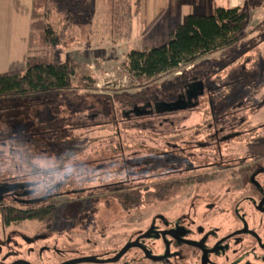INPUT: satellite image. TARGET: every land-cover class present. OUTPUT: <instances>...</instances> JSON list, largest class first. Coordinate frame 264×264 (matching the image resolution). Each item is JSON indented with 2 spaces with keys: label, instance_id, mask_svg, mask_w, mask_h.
Returning a JSON list of instances; mask_svg holds the SVG:
<instances>
[{
  "label": "rangeland",
  "instance_id": "374dc122",
  "mask_svg": "<svg viewBox=\"0 0 264 264\" xmlns=\"http://www.w3.org/2000/svg\"><path fill=\"white\" fill-rule=\"evenodd\" d=\"M43 3L44 0H35L33 41L36 45L34 48L43 51L47 61L48 56L52 55L49 50L52 52L54 48L40 42L44 21L41 10L35 8ZM94 4L93 9L91 6L85 13L73 16V24L77 28L78 24L86 20L91 22L96 36L93 44L96 50L93 53H88L83 60H78L76 55L72 56L75 87L45 98L32 96L14 111H5L0 105L1 182H18L20 179L22 182H31L24 181L32 180L28 177H33L32 168L26 163L29 158L42 172L34 175L38 177V186L33 197L41 198L46 195L47 189L62 179L64 182L78 183L72 185L77 190L99 186L105 175L121 160L117 147L121 138L125 143L140 145H126L122 151L127 156L135 154L132 152L136 150L143 151L146 146V150L138 154V158L140 161L153 162L154 166L139 170L138 174L169 178L183 162L191 160L192 157L188 155L191 153L189 147L205 138H196L197 133L193 130L201 131L207 127L204 122H209V117L204 114L211 111L207 106L208 100L217 102L212 106L215 113L230 114L225 118L224 125H217L218 129L226 130L224 133L227 135L233 129L247 130L252 141H246L245 151L264 152V148L257 147L259 139H264V130L249 132L250 128L264 124V107L257 112L254 107L261 95L256 90L264 82V0H253L247 4L249 9L244 11L246 21L241 32L242 40L237 46L199 60L194 65L195 69H192L193 66L182 67L151 80H137L128 73L127 55L131 49H123L121 44L127 41L125 37L130 30L114 32L112 19H107L106 24L104 23L106 9L103 0H96ZM140 11L139 18L144 14L149 19L150 12L145 2ZM147 26L142 22L132 26V37L136 38L146 32ZM108 27L111 34L105 38L101 33ZM118 40L120 45L115 46L113 43ZM137 45L140 44L134 43V47H138ZM183 76L190 78L191 82L207 81L205 93L194 111L166 110L167 114L152 118L133 114L135 107L144 108L146 102L174 104L176 96L184 93L185 87L174 86ZM216 87L220 90H214ZM262 92L264 94V89ZM218 97L221 98L220 101L215 100ZM224 98L230 99L229 105L225 104ZM222 101L224 105L221 106ZM126 112L129 118L123 115ZM239 120L249 121L244 128L239 129ZM57 138L60 140H56ZM237 140L239 139L234 142ZM45 141L48 142L47 146L43 145ZM31 142L38 144L32 154L29 150L26 153L25 148ZM232 142L228 141L220 146L225 160L236 166L232 161H238L244 150ZM18 143L25 146L18 147ZM182 150L185 154L180 153ZM67 155L70 157L60 162L59 158ZM56 167L60 168L57 173H44L57 169ZM254 170V167H250L246 174L235 175L237 181H233V188L240 193H236L234 200L232 196H225L219 203L222 196L209 198L205 194H199L200 189L196 191L194 187H188L168 203L143 206L132 211L122 210L116 195L107 193L108 187L102 189L106 193L100 192L101 196L97 199L93 197L96 201L90 207L81 202L85 197L93 196L88 190L82 193L81 199L78 194L58 197L52 200L58 207L66 202L67 205L58 219L63 225L59 223L60 226L53 231L47 232L37 222H24L17 227L0 230V241L10 240L8 243L0 242V264H10L16 259L35 264H63L85 258L103 263L75 264H197L200 254L190 246H179L167 239L169 254L166 257L162 241L148 233L152 229L172 231L176 226L182 225L190 231V237L192 233L196 234L192 237L195 239L207 232L213 233L208 241L211 244L243 224L257 230V221L264 216L254 213L255 200L248 195L256 192L244 180ZM71 174L72 178L67 180L66 176ZM210 176L225 178L228 171L213 169ZM216 184L215 190L209 191L210 196L214 193L222 195L217 193L221 182ZM261 192L264 193V189ZM207 203L214 205L211 212L205 207ZM149 228L151 230L147 231ZM138 236L143 237L142 240L138 238L139 247L130 248L114 263L107 262L127 244L138 240ZM250 240L248 236L228 240L224 251L211 256V260L218 259L225 264H264V250L248 247Z\"/></svg>",
  "mask_w": 264,
  "mask_h": 264
},
{
  "label": "trees",
  "instance_id": "16d2710c",
  "mask_svg": "<svg viewBox=\"0 0 264 264\" xmlns=\"http://www.w3.org/2000/svg\"><path fill=\"white\" fill-rule=\"evenodd\" d=\"M95 1L44 0L43 5L35 6V8L41 10L44 21V30L40 42L54 48L57 54L65 53L77 47L80 42L78 28L73 24V16L85 13L91 6L93 9ZM103 4L105 5L107 18L112 19L114 22L112 26L114 32L130 30L132 19L139 12L138 0H103ZM245 21L246 14L240 8H217L209 16L189 15L181 25L172 29L170 39L164 45L151 48L147 52L131 51L128 53V73L137 80H151L157 76L180 70L182 67L193 66L192 69H195L194 65L199 60L214 53L231 49L241 43V32ZM74 76L75 66L73 61L69 59L31 65L28 66L24 74L9 73L0 75V105L5 111H14L19 104L32 96L45 98L62 91L71 90L75 87L73 85ZM189 80L191 79L183 76L176 81L174 86L186 87L191 82ZM214 90L218 91L220 88L216 87ZM219 97L215 100L220 101L221 98ZM226 99L228 100V98ZM226 99L223 100L227 101ZM215 103L217 102L209 101L211 109H213L212 106ZM223 103L222 101L221 106ZM151 107H153V114L146 116V118L160 117L167 114L168 111L175 110L174 105L162 102L151 104ZM121 139L122 141L117 146L119 153H121V160H118V164L105 175L104 180H101V185L77 190L72 188V185H78V183H68L62 179L47 189V194H78V198L81 199L82 193L88 190L93 196L85 197L81 202L86 207H90V204L92 206L101 194L100 192H104L103 187H108L107 193L116 195L115 197H117V202L122 210L132 211L143 206L168 203L182 192V188L186 185L183 182L179 183L169 178L159 181L154 177L138 174L139 170H146L154 166L153 162L140 161V158H138V154L145 151L146 146L143 147V151L136 150L132 152L135 154H128L127 156L122 151L126 145L134 147L140 145H134L130 142L125 143L123 138ZM56 140H60V138ZM37 144V142L29 143V146L27 145V148H25L26 153L29 150L32 154V150ZM47 144L48 142L45 141L43 145L47 146ZM16 146L24 147L25 144L18 143ZM70 156H62L59 160L60 162L65 161ZM27 160L26 163H32L29 158ZM59 170L60 168H57L47 170L44 173H57ZM39 173H42L41 170L36 167L32 168V175ZM72 176L73 174L66 176V179L68 180ZM34 182H37L38 185V177ZM99 187L101 188L98 189ZM93 197L96 199H93ZM66 203H63L60 207L55 202L50 205L49 203L46 205L39 204L35 215L27 213V215L7 214L4 216L0 213V221L7 224L11 220L10 222L14 225H18L23 221H35L42 224L47 232H50L54 228H58L59 223L63 225L58 219L64 211Z\"/></svg>",
  "mask_w": 264,
  "mask_h": 264
},
{
  "label": "flooded vegetation",
  "instance_id": "af4514ba",
  "mask_svg": "<svg viewBox=\"0 0 264 264\" xmlns=\"http://www.w3.org/2000/svg\"><path fill=\"white\" fill-rule=\"evenodd\" d=\"M206 80L203 81H192L190 82L185 88L186 91L176 96L174 104L175 110L181 109V110H191L194 111L199 104V99L205 93V86H206ZM262 84L258 86L256 92L259 95V99L256 101L255 104V111H259L264 107V82H261ZM184 88V89H185ZM230 99L225 101L226 105H229ZM239 104V103H238ZM207 106L210 107V112L207 115L209 117V122L205 121L204 125L207 126L205 129H202L201 131H196V138L199 136H204V139L197 140L194 143L193 147H189V145H186L190 148L191 153L188 154L191 160H188L187 162H183V165H180V168H177L175 172L172 173V175L169 177V179H174L177 182H183L186 185L182 188L183 193L185 189L188 187H194L196 191L200 189L199 194H205L207 197H218L222 196L218 203L224 200L225 196H232V200H234L237 196L236 193H240L239 190H234L233 188V181H237V177L235 175L238 174H246L247 171L250 169V167H254V172L251 174V176L245 178V184H248L251 188L254 189V191L257 193V195H253L256 193H253L252 195H248V197L253 196L255 202H254V213H257L258 215L264 216V193L261 191L264 189V152H256L251 153L250 151H245V143L246 141L250 142L252 141V136L248 135L247 130L242 131L241 128H244L245 125H247L249 120H239L238 131H235L234 129L231 130L230 134H225L224 132L226 130L222 128H217V125L225 124V118H228L230 114L227 113H221L218 112L215 113L213 109H211V105H209V100L207 101ZM134 108L133 114L136 115H144V116H151L153 107H151V104L149 102H146L144 105V108L141 107ZM125 116H128L127 112L125 113ZM227 114V115H226ZM256 128V129H255ZM247 129V128H245ZM261 131L264 130V124L258 125L257 127L250 128L249 132L253 131ZM186 131V130H184ZM192 131V132H193ZM224 134V135H223ZM235 139H239L236 142H234ZM254 140V139H253ZM211 141V142H210ZM228 141H233L232 143H236L239 147V149L244 150L240 155H242L241 158L238 159V161L233 160V164L236 166L230 165V162L225 160L222 153L221 144H224ZM257 147L264 148V139L257 142ZM181 154H185V151L182 150L180 152ZM187 153V151H186ZM215 154V155H214ZM182 158V157H180ZM31 166V168H34L35 166L32 163H27V165ZM225 169L228 171V176L225 178L220 177H212L210 176L211 171L213 169ZM32 175V174H31ZM28 177L32 180H24V181H31V182H22L23 180H19L18 182H9L6 180H3L1 182L0 179V213L4 214L6 216L7 214H14L16 216L19 215H27V213L31 215H35L37 213V207L39 204H47L49 205L53 203V201L61 196H69L66 194H46L43 195L41 198H38V196L33 197L36 195L37 190V182H34L37 177ZM233 176V177H232ZM156 178V177H154ZM159 181H163V178H156ZM34 180V181H33ZM217 182H221V187H219V190H217V193H221L222 195H216L214 193L212 196H210L211 193L209 191L215 190V185H217ZM55 197V198H54ZM53 200V201H52ZM208 210L210 209V212L214 209V205L207 203L205 206ZM63 214V213H62ZM260 221H257V230H254L252 228H249L247 224L240 225V227L236 228L232 232H229L225 234L224 236L215 239L212 241L211 244H209V238L213 235V233H205L200 236V238L195 239L192 238L196 234H191L192 237H190V231L186 230L182 225L176 226L175 229L172 231H165V230H155V229H148L147 231H150L148 235H153L158 240H161L164 244L165 250L167 245V239H170V242H174L175 244H178L179 246H190L194 249L195 252L200 254L199 260H197V264H225V262L219 261L218 259H212L211 256L217 255L220 251H224L225 249V242L232 238H239L241 236H248L251 240L247 244L248 247L254 246L257 247L260 250H264V218L259 219ZM11 221V220H10ZM3 222L0 225V230H6L9 228L17 227L21 225L24 222L18 225H14L12 222ZM31 222V221H30ZM35 222V221H32ZM36 223V222H35ZM2 226V227H1ZM199 231V230H197ZM196 231V233H197ZM167 233L171 232L170 234H166L164 236V239L161 236V233ZM141 238V236H138L137 239ZM24 239V238H23ZM37 239V238H35ZM140 239L136 240L138 241V245L140 244ZM26 240V239H24ZM8 239L1 240L0 242L8 243ZM135 242V241H134ZM27 243H30V240H27ZM132 243V242H131ZM130 244V243H129ZM128 245V244H127ZM139 247V246H136ZM167 252V250H166ZM168 254H169V247H168ZM167 254V255H168ZM166 255V257H167ZM164 257V258H166ZM10 264H35L32 262H26L23 260H14Z\"/></svg>",
  "mask_w": 264,
  "mask_h": 264
},
{
  "label": "crops",
  "instance_id": "0c3cea01",
  "mask_svg": "<svg viewBox=\"0 0 264 264\" xmlns=\"http://www.w3.org/2000/svg\"><path fill=\"white\" fill-rule=\"evenodd\" d=\"M251 1L253 0H144L150 12V17L147 16L149 18L147 19L144 14L139 18L141 5L144 2L138 0L139 12L132 19L130 32L125 37L127 41L121 44L122 48L127 47L131 51L147 52L151 48L167 43L172 29L181 25L189 15L209 16L217 8H240L244 12L248 8L247 4ZM34 4L35 0H0V75L24 74L28 66L46 64L55 60H72L73 55H76L78 60H83L88 56V53H93L96 50L93 45L96 36H94L93 28L90 25L91 22L88 23L86 20L78 24L79 45L57 55L55 51L49 50L52 55L50 54L46 61L43 51L40 52L34 48L36 46L33 41ZM107 19L106 15L105 24ZM141 22L145 26L148 24V29L133 38L132 26L140 25ZM101 34L105 38L110 35L109 27L105 31L102 30ZM119 41L113 44L120 45ZM136 42L140 44L137 45L138 47H134ZM108 45L104 46V49Z\"/></svg>",
  "mask_w": 264,
  "mask_h": 264
},
{
  "label": "water",
  "instance_id": "95a60500",
  "mask_svg": "<svg viewBox=\"0 0 264 264\" xmlns=\"http://www.w3.org/2000/svg\"><path fill=\"white\" fill-rule=\"evenodd\" d=\"M171 232H167V233H161V236L162 238L164 239V236L166 234H170ZM136 246H139L138 245V241H135V242H132L128 245H126L123 249L120 250V252L111 260L107 261V262H110V263H114L116 262L127 250H129L130 248L132 247H136ZM166 255L168 254V247H166ZM147 254V253H146ZM163 258H161L162 260ZM83 262H87V263H103L101 261H97L96 259H93V258H85V259H79V260H75V261H70V262H66V263H63V264H75V263H83Z\"/></svg>",
  "mask_w": 264,
  "mask_h": 264
}]
</instances>
